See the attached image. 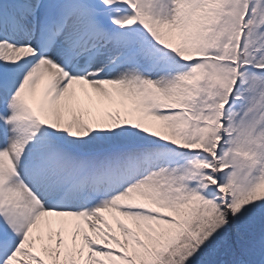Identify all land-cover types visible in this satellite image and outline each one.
Returning a JSON list of instances; mask_svg holds the SVG:
<instances>
[{
    "label": "snow or ice",
    "instance_id": "1",
    "mask_svg": "<svg viewBox=\"0 0 264 264\" xmlns=\"http://www.w3.org/2000/svg\"><path fill=\"white\" fill-rule=\"evenodd\" d=\"M0 264H264V0H0Z\"/></svg>",
    "mask_w": 264,
    "mask_h": 264
}]
</instances>
